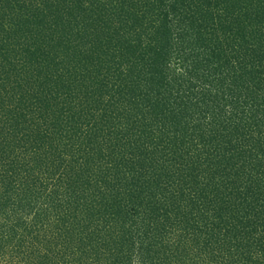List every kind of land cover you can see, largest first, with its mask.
<instances>
[{"label": "trees", "instance_id": "16d2710c", "mask_svg": "<svg viewBox=\"0 0 264 264\" xmlns=\"http://www.w3.org/2000/svg\"><path fill=\"white\" fill-rule=\"evenodd\" d=\"M0 264H264V0H0Z\"/></svg>", "mask_w": 264, "mask_h": 264}]
</instances>
